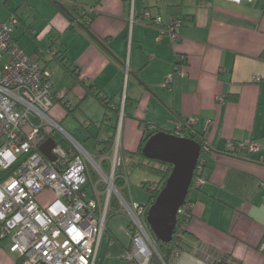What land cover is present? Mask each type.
I'll return each mask as SVG.
<instances>
[{"label":"crops","instance_id":"crops-1","mask_svg":"<svg viewBox=\"0 0 264 264\" xmlns=\"http://www.w3.org/2000/svg\"><path fill=\"white\" fill-rule=\"evenodd\" d=\"M81 2L98 13L86 19L89 29L78 21L71 24L55 0H20L18 5L9 0L10 12L17 9L24 26L14 37L50 69L54 89L65 94L67 106L58 102L52 117L90 153L104 149L122 122L129 169L142 164L136 152L146 135L174 132L194 118L191 129L204 136L207 146L202 155L206 183L190 195L192 216L175 263L264 264V0ZM171 7L187 15L175 43L167 34L157 40L159 28L141 17L149 11L165 22ZM26 33L36 42L30 52L27 41L20 43ZM51 51L63 54L67 67ZM176 67L184 75L165 84ZM87 85L108 98L112 110ZM57 134L49 139L66 145ZM243 141L255 142L258 149L227 151L230 142ZM130 196L136 201L131 190ZM117 233L106 232L96 264H126L128 246ZM2 243L0 264H16L19 259L3 251ZM151 264L165 263L155 257Z\"/></svg>","mask_w":264,"mask_h":264},{"label":"built area","instance_id":"built-area-1","mask_svg":"<svg viewBox=\"0 0 264 264\" xmlns=\"http://www.w3.org/2000/svg\"><path fill=\"white\" fill-rule=\"evenodd\" d=\"M142 19L159 28L157 40L167 34L171 42L178 41V20L168 17L164 22L149 11ZM17 24L13 13L5 20L0 18V245L9 239L10 251L20 255L19 264H96L101 241L113 225L109 220L115 196L121 205L118 212L125 209L131 218L125 229L130 237L123 253L126 264H151L154 254L163 260L147 222L151 204L128 200L115 183L121 179L124 186L129 188L130 184L122 122L112 146L106 150L98 147L96 153H90L68 133L51 115L65 94L54 89L51 72L19 45L14 37ZM176 75L183 76L184 71L176 67L165 84ZM194 122V118L186 120L185 127L192 128ZM183 127L182 123L177 130ZM56 132L62 133L67 144L56 142L52 148L55 159L51 160L40 147ZM246 148L253 151L258 145L245 141L227 145L229 152ZM142 163L168 168L148 158ZM205 183L201 174L194 183L192 180L191 187L198 190ZM47 190L54 199L43 206L40 196ZM185 210L182 206L178 213ZM178 235L182 237L183 232ZM178 244L169 262L163 260L165 264H176Z\"/></svg>","mask_w":264,"mask_h":264},{"label":"water","instance_id":"water-1","mask_svg":"<svg viewBox=\"0 0 264 264\" xmlns=\"http://www.w3.org/2000/svg\"><path fill=\"white\" fill-rule=\"evenodd\" d=\"M54 145L55 141L48 139L40 147L51 160L55 159ZM201 153L202 145L197 140L164 129L153 133L143 147L146 158L172 165L170 175L147 214L148 225L159 241H172L178 212L186 202Z\"/></svg>","mask_w":264,"mask_h":264},{"label":"trees","instance_id":"trees-1","mask_svg":"<svg viewBox=\"0 0 264 264\" xmlns=\"http://www.w3.org/2000/svg\"><path fill=\"white\" fill-rule=\"evenodd\" d=\"M25 1H27V0H25ZM55 1H56L57 7L61 10V12H63L67 16V18L71 21V24L76 22V21H78L79 23L81 22V24H83L85 27H87L89 29V25L90 24L86 25V19H89V20L92 21V20H94L96 18L97 14H98L96 11H94V9L92 7H91V9L85 7V5L82 4L81 0H55ZM98 2H100V1H98ZM0 3H4L5 5H7L9 7V0H2ZM172 8H174V7H171L169 17H173L174 19L178 20L180 22V29H181L183 27V25H184V22L187 20V15H185L181 10H179L178 12H175V10L172 9ZM177 9H180V8L178 7ZM12 11H13V14H15L17 16L18 20H19L20 17H19V14L17 12V9H12ZM161 26H164V24H161ZM55 54H56V52H55ZM56 58L62 65L67 67V64L65 62L66 58H65V56L63 54L57 53L56 54ZM262 58H264V52L262 54ZM72 73L75 76L80 77L79 72L77 73L76 69H74L72 71ZM86 87H87V90L90 93H92L101 102V104L103 106H105L106 109L112 110L111 101H109L108 98H105V96L102 93H100L95 88L94 85H87ZM59 102L62 103L65 107L67 106V104L63 102V99L59 100ZM185 122H186V120L183 121L184 127L180 131L174 130V133H176L178 135H181V136H186V137L193 138V139L197 140L202 145L201 157H200V160H199V163H198V167L196 168L195 173H194V177H193V183H194V179L198 175L202 174L203 176H205L204 170L203 171L199 170V166L202 164V155H203L204 151L207 149V146H206V143H205L204 136L202 134H199V133H196V132L192 131L191 128L187 129L185 127ZM149 126L150 125H145V128L148 129ZM156 131H159V130H156ZM153 133H155V131H152L151 133H149L148 135H146L142 139V141L140 143V146H139V149L136 152V154H138L139 156H141L144 159L146 157L143 154V147H144L147 139ZM113 141H114V136L110 140L105 141L103 143L105 145L104 150L109 149L112 146ZM235 144H238V143H235ZM244 152H248V148L244 149ZM161 164L167 166L168 167L167 170L151 167V168L157 170L158 173H160L159 181L153 183V184H157L156 189H152L153 184H145L144 185V188H146L148 191H150V196H149V198L147 200V202L149 204H152L153 201L156 199V197L159 194V191L164 186V184H165V182H166V180H167V178L170 175V172L172 170V165L171 164L164 163V162H161ZM105 165L108 166V162L107 161L105 162ZM202 166H203V169H204L205 168V163L202 164ZM140 167H150V166L145 165V164L142 163L140 165ZM205 178H206V176H205ZM115 183H116V185L121 187L122 194L125 196V198H127L129 200L131 198L129 188L124 186V182L121 179H117ZM193 190L194 189H192V187H191L190 191H189V193L187 195L186 202L183 205V209H186L185 212L184 213H178L177 225H176V228H175V231H174V235H173L172 241L168 242V243H164L162 241H159L153 234V236L155 238V241H156V244H157V247H158V250H159L160 254L162 255L163 260L166 263L169 262V260H170V258L172 256L173 249L176 246L177 242H179V244H178V247H179L180 244H181L182 237L186 233L187 222L192 216V206L190 207L189 204H191L190 203V195H191ZM118 205H120L118 199L115 196H112V208H113V211L110 214V218H111L112 215L120 213V212H118L120 210V208L119 209H115ZM180 231L183 232V236L182 237H180L178 235V233ZM155 257L159 258L156 254H154L152 259H151V262H152V260ZM19 263H20V261H18L16 264H19ZM217 264H227V263L225 261H223V260H219V261H217Z\"/></svg>","mask_w":264,"mask_h":264},{"label":"rangeland","instance_id":"rangeland-1","mask_svg":"<svg viewBox=\"0 0 264 264\" xmlns=\"http://www.w3.org/2000/svg\"><path fill=\"white\" fill-rule=\"evenodd\" d=\"M2 0H0L1 2ZM12 3L14 5H18L20 3V0H12ZM19 12V11H18ZM13 12H10V9L7 5L4 3H0V18L6 19L8 18ZM31 20H34V15L30 18ZM18 28L15 31L16 36H20V34L24 31V26L19 23L18 20ZM37 25V24H36ZM27 41L29 44L27 45L28 51L30 52L31 47L35 45V40L28 34H25V37L20 42L22 45ZM33 48V47H32ZM50 70V69H49ZM59 132L57 135H55L56 139L59 138ZM87 148V147H86ZM89 151H91L90 148H87ZM160 179V173H158L157 170L151 168V167H137V168H131L129 169V189L131 190L133 194V198L136 201L146 200L150 196V191H148L146 188H144L145 184H153ZM154 185V184H153ZM54 199V194L50 192L49 190L45 191L40 196V201L43 206H47L52 200ZM121 208V205H118L115 209ZM110 223L114 224L115 231L118 232L119 236L121 237V241L129 246L130 245V237L125 230L129 228L131 224V218L130 215L126 212L124 209L120 213L114 214L111 216ZM111 228V227H110ZM111 230H113L111 228ZM10 245L11 242L9 239H6L2 243V250L5 251L13 260L20 259V255L18 253L10 252Z\"/></svg>","mask_w":264,"mask_h":264}]
</instances>
